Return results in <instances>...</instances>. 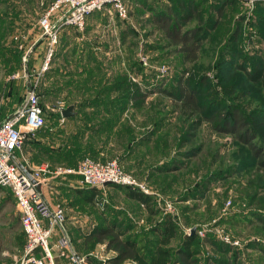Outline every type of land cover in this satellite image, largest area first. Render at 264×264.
<instances>
[{"label":"rangeland","instance_id":"1","mask_svg":"<svg viewBox=\"0 0 264 264\" xmlns=\"http://www.w3.org/2000/svg\"><path fill=\"white\" fill-rule=\"evenodd\" d=\"M48 2L0 0V91L1 72L19 73L23 95L35 89L45 118L43 127L26 132L16 158L32 168L48 162L72 169L84 156L120 160L127 172L154 178L151 208L172 219V250L193 227L199 262L219 264L235 256L264 264V171L243 143L206 121L193 127L194 117L179 113L159 90L175 92L183 75L197 88L208 116L234 107L263 124L262 86L246 79L239 66L264 63V0H124V17L107 7L87 16L81 30L62 28L48 67L34 69L32 58L47 52L38 20ZM160 15L185 29H206L195 61L183 60L155 23ZM134 92L141 96H126ZM97 101L102 104L77 107L70 124L60 113L72 103ZM257 130L264 147V128ZM67 174L84 187L76 173L51 178L61 183L74 177ZM104 198L103 207H111L110 196ZM17 219L15 203L0 189V264H22L25 239ZM99 248L90 254L102 261L109 252Z\"/></svg>","mask_w":264,"mask_h":264},{"label":"built area","instance_id":"2","mask_svg":"<svg viewBox=\"0 0 264 264\" xmlns=\"http://www.w3.org/2000/svg\"><path fill=\"white\" fill-rule=\"evenodd\" d=\"M107 7L114 9L121 17L126 14L124 0H49L38 20L40 36L44 37L47 44L41 70L48 67L54 43L62 28L74 27L81 30L85 27L87 16L93 11ZM18 37L15 36L14 39L18 41V46L22 47L21 38ZM44 124L43 110L33 87L27 89L18 106L8 117L0 118V187L11 191L18 211L25 237L22 264H57L55 257L58 255L66 257L65 264H86V256L78 254L71 245L64 226V208L51 204L40 191L46 177L52 174L77 173L83 186L100 189L105 183H110L138 191L151 198L156 197V192L146 180L127 172L117 159L97 160L84 156L75 169L52 167L48 163H41L37 168H32L26 162H21L16 158L15 152L21 150L26 132L37 130ZM160 198L157 194L158 201ZM105 202L104 198L102 205ZM165 208L172 210L168 201H165ZM55 229L59 230V236L54 244L57 252L54 253L50 238ZM222 239L230 241L224 234Z\"/></svg>","mask_w":264,"mask_h":264},{"label":"trees","instance_id":"3","mask_svg":"<svg viewBox=\"0 0 264 264\" xmlns=\"http://www.w3.org/2000/svg\"><path fill=\"white\" fill-rule=\"evenodd\" d=\"M155 23L163 30L166 37L177 45V51L181 53L183 60L193 62L197 59V52L206 35V29L203 26H195L193 28H182L181 22L172 21L169 17L163 18L162 15L157 16ZM244 73L246 79L250 81H259L264 92V63H258L251 68L239 66ZM177 89L175 92L163 87L159 90L166 93L171 98L173 105L179 113L187 118H193L192 126L198 127L204 121L210 123L216 132L230 134L237 141L243 143L254 157L256 167L260 171H264V147L261 146V131L257 127L264 128L263 124L253 123L252 119L244 115L237 108L231 107L226 112L218 111L208 116L205 110V104L201 105L199 100V92L191 81L180 75L177 79ZM136 90V89H135ZM229 90V89H228ZM135 92L126 96L137 99L135 95L141 93ZM144 95L142 94V97ZM264 117V116H263ZM260 143V144H259ZM98 189L89 187V195L97 193ZM138 199L148 209L149 213H153L151 208L153 198L138 192L130 194ZM161 228L155 247V256L150 252H142L137 244L130 237H124L123 233L116 229L114 225H106L96 228L91 236L96 241L104 244L105 250L109 252L108 257L99 261L95 258L87 257V264H203L199 262V258L193 250V234L185 235L178 245L170 248L168 245L176 236V229L170 216L164 217L160 223ZM152 257V258H151ZM264 258V251H263ZM219 264H245L232 260H221Z\"/></svg>","mask_w":264,"mask_h":264},{"label":"crops","instance_id":"4","mask_svg":"<svg viewBox=\"0 0 264 264\" xmlns=\"http://www.w3.org/2000/svg\"><path fill=\"white\" fill-rule=\"evenodd\" d=\"M28 54H31L30 51L27 52V55ZM43 59L44 58L42 56L36 54V56H34L29 63L34 67V69H38L41 67ZM23 76H25V71L23 73ZM17 79H19V73L13 76L11 74L6 75L1 72V119L8 117L18 106L22 99L23 93L21 88V81ZM49 79V75L46 74L45 81L47 82ZM89 89L90 88H88L87 90ZM100 104H102L101 101H97V104L95 102H86L84 104L80 103L78 105L72 103V105H74L75 114L69 117H65L66 123H73L72 121H74L73 119H75L77 111L79 113L77 107H87ZM92 111L94 112V110ZM67 175L74 177H68V181L66 180L65 182L61 183L59 182L62 180H58L55 182L52 180L53 178H51V176H47V184L45 183L41 185L40 191L51 204L59 205L64 208L66 215L64 226L69 234L71 245L72 247H74L78 254L91 257L90 253L92 251L97 253L99 247V249H102L107 253L104 244L96 241L95 238L91 236V234L98 227L114 225L116 229H119L123 233L124 237H130V239L134 240L140 251H148L151 255H153V257L155 256L156 242L161 228L160 223L164 220V218H161L159 212L149 213L145 205H143L138 199L130 195L131 193L138 191L131 190L124 186H118L108 183L104 184V186L98 189V192L92 196L89 195L88 186H78L71 181L73 179H76L75 174ZM78 176L80 181V175L78 174ZM141 179L146 180L151 185L150 180L153 181L154 178L143 177ZM0 189L8 191L10 198L14 202L13 195L8 188L0 187ZM105 193L110 196L109 199L111 200V207H106L107 205L103 207L102 205ZM17 223L20 225L24 237V232L21 227L19 215ZM58 236L59 230L55 229L50 238V244L54 253L57 252L54 244ZM173 239L170 243H172ZM168 246L171 248V244H169ZM108 255L105 256V258L108 257ZM55 261L57 264H65L66 257L58 255L57 257H55Z\"/></svg>","mask_w":264,"mask_h":264},{"label":"water","instance_id":"5","mask_svg":"<svg viewBox=\"0 0 264 264\" xmlns=\"http://www.w3.org/2000/svg\"><path fill=\"white\" fill-rule=\"evenodd\" d=\"M27 52H29V51H27ZM60 113L63 117H69V116L74 115L75 114L74 105L70 104V105L62 108ZM105 184H108V183H105ZM194 229L195 228H193V227L191 228V232H190L191 234L194 233Z\"/></svg>","mask_w":264,"mask_h":264}]
</instances>
